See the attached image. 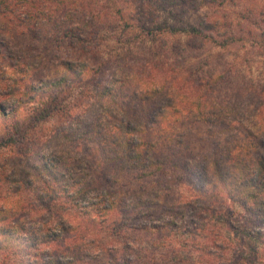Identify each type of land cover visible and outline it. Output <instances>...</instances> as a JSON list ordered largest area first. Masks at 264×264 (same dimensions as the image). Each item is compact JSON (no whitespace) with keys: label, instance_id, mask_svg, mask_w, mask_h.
Returning <instances> with one entry per match:
<instances>
[{"label":"clouds","instance_id":"1","mask_svg":"<svg viewBox=\"0 0 264 264\" xmlns=\"http://www.w3.org/2000/svg\"><path fill=\"white\" fill-rule=\"evenodd\" d=\"M0 264H264V0H0Z\"/></svg>","mask_w":264,"mask_h":264}]
</instances>
